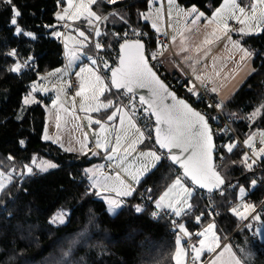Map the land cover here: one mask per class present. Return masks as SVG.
Masks as SVG:
<instances>
[{"label":"snow or ice","instance_id":"1","mask_svg":"<svg viewBox=\"0 0 264 264\" xmlns=\"http://www.w3.org/2000/svg\"><path fill=\"white\" fill-rule=\"evenodd\" d=\"M142 2L143 10L137 9L136 4L128 0H56L57 10L53 16L57 24L42 27L54 29L51 35L56 39L63 38L67 63L63 68H56L47 74L49 77L57 76L60 82L59 86H53L56 96L51 101L52 109H58L55 115L57 134L49 135L45 127L42 139L59 144L65 152L79 153L84 157L89 154L93 157L102 155L110 162L109 165L82 168V197L102 200L106 205L105 213L111 218L118 217L124 209L138 217L147 215L156 221L167 216L174 229L176 247L172 259L175 264H187L185 258L189 255L192 264H198L205 252L214 254L208 264H250L253 253L246 247L231 242L222 243L227 237L217 229L215 215L219 213L216 212L213 197L218 195L227 199L229 190L238 195L239 203L230 204L229 211L241 221L251 219L257 222L259 227L254 228L252 223H246L245 229L264 239V201H260L257 208L256 204L245 199L255 191L264 189V131L259 132V147L256 145L257 133L249 132L242 142L228 135L231 129L227 125L217 133L210 121H216L219 117H210L197 110L190 99L201 102L202 93L195 83L198 82L199 87L213 97L214 102L206 106L213 111H224L226 101L219 95L216 79L225 74L232 75L237 65L252 57L253 52L245 46L243 37L255 34L256 29L264 32V0H255L250 10L238 0H222L218 7L205 6L210 16L196 4L184 6L178 0H167L166 15L172 16L174 13L178 19H182L184 31H188L189 23L196 25L198 21L207 20L205 28L210 29L211 39L197 44L195 55L183 40L178 49L170 50L169 44L164 42L168 39L167 31L161 33L157 24V18L165 12V6L159 4L157 8L158 0ZM0 8L9 13L7 23L14 37L38 39L36 32L21 27L19 21L23 13L14 0H0ZM30 15L35 16L36 13ZM76 21H82L87 27L82 29L75 25ZM149 21L154 33L152 36L142 30L149 26ZM230 21L234 23L230 24ZM57 25L76 33V37L71 34L65 37ZM117 25L119 30H116ZM173 31L176 29L173 28ZM176 40L177 35L173 34L170 43L174 44ZM214 43L230 45L233 53H240L239 60L234 56L228 57L233 68H228L227 63L218 67V58L212 54L211 45ZM0 56L5 61L12 59L5 71L16 77L34 68V57L27 55L22 58L17 48L0 52ZM83 60L87 63H81L78 71H73L77 62ZM72 75L78 80V90L69 108L64 105L61 93L65 86L73 87ZM168 75L178 77L176 82L184 89L187 98L179 96L174 86L167 82ZM65 76L69 79L65 80ZM49 91L38 80L33 81L23 96L15 119L23 121L25 107L41 103L36 93L46 94ZM76 97H80L79 109L85 114L88 126L97 125L99 131H94V141H90L88 133L84 132L83 138L75 142L78 147L72 146L71 142L66 147L61 142L59 129L65 116L76 121L81 119L77 115ZM92 113H101V117L94 118ZM227 116L229 119L235 118L233 113H227ZM257 118L264 119V103L254 107L245 117L250 125ZM117 120L118 127L114 123H107ZM109 133L114 140L109 138ZM225 136H228L227 140ZM217 138L220 143H217ZM26 143L24 138L18 139L21 148H26ZM90 144L94 145L95 150ZM229 155L239 157L231 161L242 174L235 183L226 180L222 174ZM216 160L221 163L217 164ZM6 161L7 164L0 160V208L7 216H12V208L20 194L31 195L27 184L32 177L57 169L60 165L50 160L38 161L35 155L28 163H16L12 154L6 157ZM162 169L168 172V176L162 174L160 177L165 182L164 187L160 188L158 182L155 188L145 187L143 193L138 191ZM70 179L76 182L72 174ZM202 197L207 204L200 209ZM129 198H138V202L130 205ZM89 213L88 224H93L97 217L91 209ZM70 216L68 210L60 208L49 216L47 224L55 229L66 227ZM187 217H191L197 226L206 218L211 222L202 230L192 232L186 223L180 222ZM86 233L87 225L83 232L69 238L67 247L61 249L55 264H85L83 258L77 260L74 253L78 241ZM193 236L196 243L190 242L186 249L182 237L191 241ZM105 254L106 250L101 247L93 264H105Z\"/></svg>","mask_w":264,"mask_h":264},{"label":"trees","instance_id":"2","mask_svg":"<svg viewBox=\"0 0 264 264\" xmlns=\"http://www.w3.org/2000/svg\"><path fill=\"white\" fill-rule=\"evenodd\" d=\"M178 1L184 6L196 4L209 16L211 13L205 6L218 7L222 3V0ZM128 2L136 4L137 9L143 10L142 0ZM14 3L21 7L23 13L19 21L21 27L36 32L38 39L14 37L7 23L9 13L0 8V52L17 48L22 58L27 55L33 56L34 68H37L38 72H34L33 68L16 77L5 71L13 62L12 59L5 61L0 56V160L7 164L6 157L12 154L16 163H28L31 156L35 155L38 160H50L60 167L32 177L27 184L31 195L20 194L12 208V216H7L0 208V264H55L61 249L67 247L69 238L83 232L86 225L87 233L78 241L74 253L76 259L83 258L85 264H93V259L97 258L101 247L106 250L105 264H175L172 259L176 247L175 235L167 218L156 221L147 215L138 217L128 209L120 212L118 217L111 218L105 213L106 205L102 200L82 197L84 192V186L80 183L82 168L94 166L101 159L91 154L84 157L67 153L42 139L48 113L47 96L38 95L41 103L25 108L22 113L23 121L15 119L22 105L23 96L29 85L39 78L38 73L45 75L56 68H63L66 61L63 44L60 39L51 35L54 29L42 27L56 24L53 16V12L57 10L56 0H14ZM132 11L135 12L136 9ZM135 19L133 16V20ZM116 30H119V25ZM142 30L153 33L150 25L143 27ZM243 39L246 41L245 46L254 51V72L245 85L226 102L222 114L230 121L238 136L245 140L249 132L264 131V119L257 118L251 125L245 119L254 107L264 103V32L247 35ZM172 77L176 79L175 76ZM176 80L174 84L177 83ZM174 89L179 96L186 97L184 89L181 87ZM106 96L110 97V94ZM190 102L199 108L191 99ZM227 113L235 114V118L229 119ZM5 120L7 123H4ZM20 138L26 140V148L19 146ZM238 159V156L229 155L225 161L227 167L222 171L226 180L233 183L242 176L239 168L231 163L232 160ZM220 163L217 160V164ZM70 174L76 177V182L70 179ZM162 174L168 176V172L162 169L148 179L147 184L138 191L144 192L145 187L155 188L158 182L160 188L164 187L165 182L160 180ZM226 195L227 199L218 195L213 198L216 211L222 215L217 222L219 233L226 236L234 245L250 250L253 253L250 264H264V240L255 242L251 231L245 229V226L239 230L244 221L229 211L230 204L239 202L238 195L233 194L231 190ZM250 198L258 208L260 201H264V189L255 191ZM137 202L138 198H129L130 205ZM206 204V199L202 197L200 209ZM60 208L71 213L70 222L66 227L51 228L47 224V219ZM89 209L97 217L93 224H88ZM180 222L186 223L192 232L201 230L200 225L197 226L191 217ZM209 222H211L209 218L203 219L202 227ZM248 223H252L253 227L260 226L251 219ZM224 242L226 241L222 240V243Z\"/></svg>","mask_w":264,"mask_h":264},{"label":"crops","instance_id":"3","mask_svg":"<svg viewBox=\"0 0 264 264\" xmlns=\"http://www.w3.org/2000/svg\"><path fill=\"white\" fill-rule=\"evenodd\" d=\"M240 3H241L242 6L245 7V5H246L245 4V0H240ZM248 9H250V8H248ZM232 22L233 21H231L230 24ZM194 41H198V40L196 38H193L191 40V42H194ZM223 45H224L223 43L222 44L218 43L217 46L212 47L213 48L212 49V53L215 51L214 56L217 53H220V61L217 60V65L219 67L222 63H227V64H229L228 68H233V64L231 62H227L224 59H222L223 58L222 56H223V53H224ZM174 46H175V49H178V47L180 45L176 41L174 43ZM210 60H211V58H210ZM249 64H250L249 68H248L247 64L237 65L236 66V71L232 75H226L225 74L222 77L216 79V86L218 88V92H219V95L221 97H223L225 100H227V99L231 98L232 94L237 90L238 87L241 88L243 85H245L244 82H246L250 78V76L253 74V72H254V60H253V69H252V63L249 62ZM197 67L199 68V66H197ZM168 70H169V72L172 71V69L170 67L168 68ZM171 76H173V75H171ZM175 78L177 79L178 77L175 76ZM67 89L69 90L68 87H67ZM102 99H104V98H102ZM75 103H76V101H75ZM79 104H80V101H79V103L76 104L77 115L79 117H81V119L79 121L73 120L70 116H65V118L61 121V128L59 129V134L62 137V141L61 142L65 143L66 147L69 146L70 142H71L72 146L78 147L79 145L76 144L75 142H76V140L83 138V133L84 132L88 133L90 141H94L95 136L93 135V133H94V131L95 132L99 131V126H97V125H92L91 127L88 126V121H87V119L85 117V114L82 111H80ZM64 105L66 107H69V108H71V106H72L71 104L67 105L66 103H64ZM57 113H58V109H52L51 108V109L48 110V113H47V116H46L47 120H46V126L45 127H47L49 135H51V136H55L57 134V129L55 127V123H56L55 115ZM91 115L94 118H100L101 117V113H92ZM107 123H109V124H113L114 123L117 127H118V124H119L118 120L114 121V122H107ZM77 124H79L81 126L80 127H76ZM109 138L114 140V137L112 136L111 133H109ZM46 142L54 144V145H56V146H58L60 148L59 144L54 143L51 140L46 141ZM90 147H93V150H95L94 149V145L90 144ZM142 147L143 146H141V148ZM70 154H75V155L81 156L79 153H75V152L70 153ZM98 157L101 160L95 166L109 165L110 162L106 161L103 158L102 155L98 156ZM114 170H118V169H114ZM248 197H250V196H247V198ZM195 240L192 243H194ZM204 254H209V253L205 252ZM213 256H214V254L210 255V257L205 261V263H207L208 260L211 259Z\"/></svg>","mask_w":264,"mask_h":264},{"label":"rangeland","instance_id":"4","mask_svg":"<svg viewBox=\"0 0 264 264\" xmlns=\"http://www.w3.org/2000/svg\"><path fill=\"white\" fill-rule=\"evenodd\" d=\"M151 2V0H150ZM179 2V1H178ZM238 2H240V0H238ZM255 1L254 0H245V7L246 8H250V6L252 4H254ZM159 4H163L165 6V12L164 13H161L159 18H157V24L158 26L160 27L161 29V33H164L165 31H167V34L169 36V39L171 38V36L173 34L177 35V42L178 44L180 45L181 44V41L183 40V42L185 43L186 46L189 47L190 49V52L192 54H196L194 52V48L197 44H202L203 41L205 39H211V36L209 35V32H210V29H206L205 28V24L207 23V20H201V21H198L196 25H192V24H188L187 25V29L188 31H184V28H185V25H184V22L182 19H178L175 14L173 13L172 16H168L166 15V9H167V0H158V3H156V7L158 8L159 7ZM182 5V4H181ZM250 10V9H249ZM231 22V21H230ZM229 22V23H230ZM72 23V22H70ZM75 23H82V21H76ZM151 21L148 22V24L150 25ZM84 24V23H82ZM173 28L176 29V31L174 32L173 31ZM181 32H183V36H181ZM260 33L259 29H256L255 30V34H258ZM71 34L74 38L76 37V33L72 32V33H69ZM163 37V36H161ZM193 38H196L198 41H194V42H191V40ZM234 39L236 38L235 36L233 37ZM218 43H214L213 45H211V47H215L217 46ZM222 44V43H221ZM248 48V47H247ZM171 49H175V46L174 44L171 43ZM213 49V48H212ZM63 50H64V56H65V61L67 63V60H66V53H65V49H64V44H63ZM223 50H224V53H223V58L225 61L229 62L228 61V57L229 56H234V58L236 60H239V56H240V53H233L232 52V49H231V46L230 45H226L224 44L223 45ZM251 50V49H250ZM253 52V55L252 57H250L249 59H247L244 63L242 64H247L248 65V68L250 66L249 62L252 63V69H253V60H254V57H255V54H254V51L252 50ZM213 55L215 54V51L212 53ZM218 59V61H220V53H217L215 55ZM65 63V64H66ZM81 63H87L86 60H83V61H78L77 62V67L73 70V71H78V66L81 64ZM228 67H229V64H228ZM53 72V71H51ZM50 73V72H49ZM39 78L40 77H46V79H43V80H40L39 78L36 79V81L38 80L40 84H42L44 87H47L50 89V91L48 93H36V96H37V99H38V95H43V96H47L49 98V104H48V110L52 108V105H51V101L55 98L56 96V92L53 90V86L56 85V86H59L60 82L57 78V76H47V74L45 75H38ZM73 78H76L75 75H72ZM65 80H68L69 78L67 76L64 77ZM198 83V82H196ZM245 83V82H244ZM199 84V83H198ZM240 89V87L237 88V90L232 94V96ZM108 93H106L107 95ZM231 96V97H232ZM61 98H62V101L64 103H66L67 105L68 104H71L72 105V97L69 95L68 93V89H67V86H65L64 88V92L61 93ZM80 97H76V104L79 103V100ZM102 99V98H101ZM230 99V98H229ZM229 99L225 100L226 102L229 101ZM30 106V105H29ZM28 107V106H26ZM25 107V108H26ZM260 137H259V133H257L256 135V142L259 141ZM40 160H46V159H39L38 161ZM53 162V161H52ZM95 166V165H94ZM35 170V169H34ZM54 169L52 170H49V171H53ZM247 198V197H246ZM245 198V199H246ZM239 200V199H238ZM238 218V217H237ZM216 223V222H215ZM217 225V229H218V224L216 223ZM207 225H205L204 227H206ZM203 228V227H202ZM260 238V237H259ZM261 241H263L264 239L260 238ZM226 242H228V240H226ZM224 242V243H226ZM196 243V240L195 242ZM182 244L183 246L185 247L184 245V239L182 238ZM187 248V247H185ZM207 253V252H206ZM210 255L212 254H204L201 258V261L198 262V264H204L205 263V260L208 259L210 257ZM186 259V262L187 264H192V262L188 263V257L185 258ZM208 263V262H207ZM205 263V264H207Z\"/></svg>","mask_w":264,"mask_h":264},{"label":"built area","instance_id":"5","mask_svg":"<svg viewBox=\"0 0 264 264\" xmlns=\"http://www.w3.org/2000/svg\"><path fill=\"white\" fill-rule=\"evenodd\" d=\"M69 23H70V22H69ZM233 23H234V22H233ZM56 24H57V22H56ZM70 24H72V23H70ZM75 25H79L81 28H86V27H87L86 24H82V23H75ZM75 25H73V26H75ZM57 28H58V30L64 32L65 37L68 36L69 33H70V30H69L68 28H63L61 25H57ZM143 31H144V30H143ZM144 32H147V31H144ZM147 33L149 34V36H152V35H153V33H151V32H147ZM161 39H163V37H161ZM60 41H61V43H63V38H61ZM164 42H165L166 44H169V48H170V50H171V43H170L169 36H168V39H165V40H164ZM148 43H149V45H150V44H151V41L149 40ZM34 72H38L37 68H34ZM38 74H39V73H38ZM70 79H71V81H72L73 87L69 88V94H70L71 96H74V95H75V92L78 90V80H77V78H73L72 76H71ZM175 80H176V79H174L171 75H168V81H167V82H169L170 84H172V85L174 86V88H176V87H180V85H179L178 83L174 84ZM176 81H177V80H176ZM194 82H195V81H194ZM195 83H196V82H195ZM197 88H198V90L202 93V96L200 97V101H201V102H199V104H197V102H196L195 100H192V102H193L194 104H196V106H199L198 110L201 111L202 113H207L210 117H211V116H218V117H219V119L216 120V121H210V122H211V126H212V128H213L214 130H216L217 133H219V131H220L225 125H227V126L231 129V131L229 132L228 135H229V136H235V138H236L237 140H239V141L242 142L243 140L240 138V136H238V133H237L236 130L233 128V126H232V124L230 123V121L225 117V115L222 114L223 112L221 113V112L213 111L212 109H210V108H208V107L206 106L208 103H213V102H214L213 97H212L210 94L204 92V89H203V88H200L198 83H197ZM227 139H228V136H225V140H227ZM220 142H221V141L219 140V138H217V143H220ZM256 145H257V147L260 146L259 141L256 142ZM106 170H107V169H106ZM141 193H143V192H141ZM213 198H214V197H213ZM246 200H247L248 202H250V201H251V198L248 197V198H246ZM206 202H207V200H206ZM235 204H237V203H232L231 205H235ZM259 207H260V206H259ZM259 207H258V208H259ZM216 212H217V211H216ZM217 213H218V212H217ZM221 216H222L221 214L215 215V222H218V220L221 218ZM164 218H167V219L169 220V218H168L167 216H165ZM249 221H250V219H249ZM249 221H245V222L243 223V225L240 227V229L243 228V227L245 226V224L248 223ZM200 227L202 228V225H200ZM255 227H258V226H254V228H255ZM173 230H174V229H173ZM251 236H252V239H253L255 242H259V241H261L260 238H259V236H254V235H253V232H252V231H251ZM182 238L184 239V245H185V247H187L186 249L189 248V243H190V242L192 243V242L196 239L195 236H193V237L191 238V241H189V239H188L187 237H182ZM190 262H192V261H191V255L188 256V263H190Z\"/></svg>","mask_w":264,"mask_h":264},{"label":"water","instance_id":"6","mask_svg":"<svg viewBox=\"0 0 264 264\" xmlns=\"http://www.w3.org/2000/svg\"><path fill=\"white\" fill-rule=\"evenodd\" d=\"M141 92H143V90H141ZM197 110H198V109H197ZM215 162H217V160H216Z\"/></svg>","mask_w":264,"mask_h":264},{"label":"bare ground","instance_id":"7","mask_svg":"<svg viewBox=\"0 0 264 264\" xmlns=\"http://www.w3.org/2000/svg\"><path fill=\"white\" fill-rule=\"evenodd\" d=\"M234 203H237L238 204L239 202H234Z\"/></svg>","mask_w":264,"mask_h":264}]
</instances>
